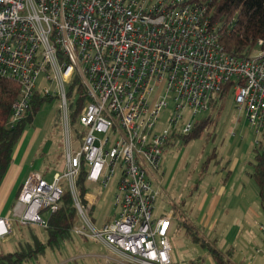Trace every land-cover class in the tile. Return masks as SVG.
<instances>
[{
    "label": "built area",
    "instance_id": "built-area-1",
    "mask_svg": "<svg viewBox=\"0 0 264 264\" xmlns=\"http://www.w3.org/2000/svg\"><path fill=\"white\" fill-rule=\"evenodd\" d=\"M0 77L21 85L10 125L28 117L37 93L60 97L64 119V172L52 182L32 172L14 216L21 226L45 228L40 213L56 211L68 187L79 217L74 233L104 242L125 256L126 264L174 263L169 233L175 213L154 219L159 191L146 168H160L172 134L193 130L185 112H208L231 82L234 105L264 139V52H228L218 23L200 2L0 0ZM76 80L86 101L74 123L70 92ZM48 81L55 83L54 91ZM171 105L168 128L157 131ZM83 163L87 183L104 190L121 174L115 192L119 213L101 228L92 218L97 197L82 196L77 184ZM14 225L0 215V238Z\"/></svg>",
    "mask_w": 264,
    "mask_h": 264
},
{
    "label": "rangeland",
    "instance_id": "rangeland-1",
    "mask_svg": "<svg viewBox=\"0 0 264 264\" xmlns=\"http://www.w3.org/2000/svg\"><path fill=\"white\" fill-rule=\"evenodd\" d=\"M40 83H43L42 77ZM45 85L51 88V91L56 89L55 83L50 81L45 82ZM233 99V93L230 90L222 114L204 130L201 136L187 143L180 136L172 137L164 148L160 168L158 170L152 167L146 168L147 178L159 191L154 219L157 220L171 211L175 213L172 218L173 229L169 233L173 248V264H217L209 247L203 245L206 240L219 248L226 258L237 264H264V230L262 228L264 209L260 194L248 211L242 204H236L233 209H229V204L223 202L219 207L218 224L215 228L199 220L202 214L200 201L205 190L215 189V187L211 188L215 177L214 167L216 165H221L223 168L231 166L238 160V171H240L243 165L248 163L247 161L250 159L252 162L255 161L254 146L258 139L263 138L257 137L256 128L249 124L245 111L235 106ZM61 103L60 97L56 95L51 101L45 102L34 120L26 126L15 146L12 166L0 189L1 217L14 219L15 225L8 236L4 239L0 238V253L20 250L26 242L32 240V232L38 234L43 241L47 240V233L43 227L36 224H31L29 227L21 226L13 214V209L18 202L22 186L32 172H40L49 182L54 180L56 173L64 172L66 142ZM171 111L172 105L161 114L157 122V131L168 128ZM209 113L210 111L193 115L187 111L184 116L187 119L186 122L196 123L207 117ZM78 132L79 130H74V133ZM31 143H33L31 152L23 161ZM79 148V144L74 140V149ZM15 164H18L16 168L20 167V169L14 182L11 183ZM120 177V173L116 174L112 185L106 190L99 185H90L92 194L97 197L92 214L97 228L114 220L119 213L120 209L115 204V192H117ZM255 186L257 187L256 184ZM66 190L69 191L68 187ZM242 192L243 186L239 189L237 198L241 197ZM7 193L2 202V198ZM50 214L49 210H45L40 213V216L47 221ZM184 218L190 219L198 227L201 235L200 243H195L186 233L184 226L180 225ZM235 227L239 229V234L226 247L228 233ZM103 243L100 240L74 234L73 239L62 244L61 250L47 248L45 254L33 258L26 264H58L62 261V256L69 258L88 253L104 254L107 253V248ZM229 248H232L233 252L227 256ZM69 264H104V262L103 259L85 258L78 262L71 261Z\"/></svg>",
    "mask_w": 264,
    "mask_h": 264
},
{
    "label": "trees",
    "instance_id": "trees-1",
    "mask_svg": "<svg viewBox=\"0 0 264 264\" xmlns=\"http://www.w3.org/2000/svg\"><path fill=\"white\" fill-rule=\"evenodd\" d=\"M191 1L200 2L208 6L213 21L219 25L220 39L228 52L237 56L250 55L258 50L264 52V0ZM260 41H262V44L259 43ZM231 84V82L226 83L222 91L212 99L210 113L201 121L196 122L189 134L180 135L174 133L170 139L180 136L187 143L201 136L204 130L209 125H212L217 117L222 114L225 101L231 90ZM71 89L70 98L75 97L70 104L71 119L75 123L86 101V97L84 88L80 85L79 80H76ZM20 90L21 85L16 80L0 77V186L10 169L15 146L23 135L26 126L34 120L44 103L51 101L54 97L37 93L28 117L16 125H10L12 104L18 97ZM254 152L255 161L250 176L258 187L264 209V140L260 144L255 145ZM87 172V167L83 163L77 180L82 196L89 191L86 178ZM78 224L79 217L73 196L70 191H66L61 199L59 208L50 214L47 226L43 227L47 233V240L43 241L38 234L32 232V240L26 242L20 250L0 253V264H26L33 258L45 254L47 248L52 250L60 249L64 242L73 239L74 229ZM180 225L184 226L186 233L195 243L201 242L200 231L190 219L184 218ZM203 245L209 247L211 255L217 264H237L226 258L225 254L214 244L209 243L208 240L203 242ZM232 252L233 249L229 248L227 256Z\"/></svg>",
    "mask_w": 264,
    "mask_h": 264
},
{
    "label": "crops",
    "instance_id": "crops-1",
    "mask_svg": "<svg viewBox=\"0 0 264 264\" xmlns=\"http://www.w3.org/2000/svg\"><path fill=\"white\" fill-rule=\"evenodd\" d=\"M32 146L33 143L29 145L24 155L23 161H25L28 155L30 154ZM247 162L248 163L243 165L240 171H238V167H239L238 160L234 165L231 166L228 165L223 168L221 167V165H216L217 167L216 166L214 167L215 177L211 183V188L213 189V187H215V189L213 191L206 189L205 194H203V198L200 201L201 203L200 207L202 210V214L199 218L200 222L204 223L205 225L211 226L212 228H215L218 224L219 217H217V215L219 214L218 213L219 207L222 205L223 202H226L227 205L229 204V209H233L236 204L237 205L242 204L246 211H248L251 208V205L253 204V202L256 201V197L259 195V193H258V188L255 186L253 179L250 176V172L253 169L254 162H252L251 159ZM16 165L18 164H15V166L13 167L14 175L12 177L11 183L14 182L16 175H18V170L20 169V167L16 168ZM1 185H3V182ZM90 185L93 184H88L89 187L88 192L92 194ZM242 186H243V192L241 197L240 196L238 197L239 198L238 200L236 195L238 194L239 189ZM1 188L2 186H0V189ZM7 195L8 193L3 197L4 199L2 198V202H4ZM0 215H1V210H0ZM172 229H173V220H172V226L170 232L172 231ZM238 234H239V229L235 227L233 231L228 233L225 246L228 247L229 242L230 243L233 242V240H235ZM104 246L105 248H107V253L80 254L69 258H64L62 256V261L58 264H69L71 263V261L78 262V260L85 258L103 259L104 264H126L127 259L125 256L117 252H114L106 244H104ZM61 248L58 250H61Z\"/></svg>",
    "mask_w": 264,
    "mask_h": 264
}]
</instances>
